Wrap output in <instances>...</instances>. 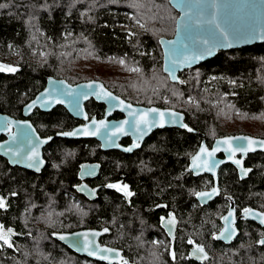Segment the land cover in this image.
Returning a JSON list of instances; mask_svg holds the SVG:
<instances>
[{"label": "trees", "instance_id": "16d2710c", "mask_svg": "<svg viewBox=\"0 0 264 264\" xmlns=\"http://www.w3.org/2000/svg\"><path fill=\"white\" fill-rule=\"evenodd\" d=\"M0 5H5L0 8V61L16 66L15 71L0 67V111L22 116L23 104L49 75L72 83L96 78L134 103L183 111L196 129L157 128L129 153L101 150L94 138L55 136L48 144L51 158L40 172L10 165L0 156V197L7 198L0 225L19 232L11 247L0 242V264H108L54 238L47 220L49 213L61 212L63 229L71 230L84 218L86 210L77 214L67 192L86 160L101 162L96 179L103 185L95 214L106 219L116 208L128 211L124 223L131 224L129 231L115 229L118 242L110 241L109 232L102 240L122 247L132 264H264V244L259 243L264 226L257 222L240 218L239 233L228 243L214 236L231 200L238 212L250 206L264 210V151L245 157L250 172L244 178L231 163L221 165L220 194L206 205L198 204L195 194L213 185L212 176L195 175L188 167L202 138L210 145L223 134L264 137V42L219 50L173 82L162 70L159 44L161 36L175 30L178 12L168 0H0ZM121 61L137 70L120 72ZM103 108L93 99L86 102L91 115L101 116ZM30 118L42 134L79 121L62 105L36 109ZM116 180L129 184V204L116 201L115 188L109 187ZM165 206L189 220L182 222L174 254L156 242H142L158 228L157 213ZM185 233L202 241L207 259L199 262L187 255Z\"/></svg>", "mask_w": 264, "mask_h": 264}, {"label": "water", "instance_id": "95a60500", "mask_svg": "<svg viewBox=\"0 0 264 264\" xmlns=\"http://www.w3.org/2000/svg\"><path fill=\"white\" fill-rule=\"evenodd\" d=\"M171 6L175 8L178 15L175 20V30L171 36H161L159 38V44L162 49V70L169 79L173 82L180 81V72L198 65L206 59L212 58L219 50L232 49L236 47L250 45L256 42H264V0H168ZM219 24L222 28L227 29L230 33H233V44L231 47H215L211 55H205L202 59L192 62L190 64L180 63L183 56H191L199 48V44H193V41H200L204 39L210 40L213 44H218L220 41L214 40L213 36L218 35V29L216 25ZM171 41L173 43L169 44ZM187 44L189 47L185 48L184 45ZM172 50H175V54H172ZM173 61H176L174 64ZM0 67L2 68H15V65H10L5 62L0 61ZM169 71H165V68ZM171 73V74H170ZM172 75L176 77L175 80L172 79ZM91 85V87H89ZM102 86V89H101ZM106 92L110 93V97L106 98L101 95L99 98L94 93L96 92ZM71 92V95L61 94ZM87 93V95H83ZM93 98L97 102H101L105 105L103 114L101 117L92 115L89 117L88 112L85 107V102ZM62 101V102H58ZM120 101L124 102V105H131V108H125L124 105L120 104ZM33 102H35L33 104ZM29 105H33L29 108ZM56 105H62L65 109L75 118L83 120V122L77 123L69 129L56 131L57 136L78 139V138H95L100 143V148L103 150L107 149H119L123 152H132L133 150L139 148L145 138L155 129L162 128L159 125L152 127L146 135L137 139L138 133H135L128 125H124V134H118L116 136H111L112 130L120 125L123 121H134L139 118V116L150 109H158L165 113V125L163 127L175 126L190 132L196 131L195 128L190 126L185 121V114L183 111L176 109L174 107H163L157 106L155 104L145 105L140 103H134L130 100L125 99L121 95L115 93L113 90L108 88L105 83L96 78L85 79L75 83L68 81L63 77H57L54 75H49L46 77L45 83L41 89H39L33 97L26 101L22 106V116L21 118L14 117L8 113L0 111V133H5L6 137L0 140V154L4 156L8 163L11 165H18L23 168L31 169L35 172H40L45 165V158L43 156V146L49 142L53 135L41 136L37 131L35 125L29 119V115L38 108L43 111H48ZM119 111L123 113L121 117H111L115 112ZM135 112L137 115L135 117L129 116V112ZM171 113L178 114L173 117ZM87 116L88 119L84 117ZM156 114L152 113L149 115V119H152ZM95 119L98 123L104 121L107 124V128H101L97 135H83L77 134L75 136H65L61 133L73 132L76 129L88 128L89 130H95L96 125L92 124V120ZM158 119V117H157ZM181 125H186L187 127H182ZM110 136V140H106L105 137ZM129 136L131 138L129 143H121L123 137ZM247 137L251 140L256 141L255 145L250 146V150L247 152H237L232 159H229L230 153L226 152L224 149L227 145L220 144L218 141H223L228 138H240ZM264 141L263 136L252 135L249 133L238 132L231 134H223L215 137L211 144L208 145L206 140L202 138L200 144L196 150L191 154L188 161V167L193 174L199 175L207 173L212 176L213 185L208 188H203L198 190L196 193L208 192L211 193L213 188L217 189V193L212 195L211 198L199 197L195 194L197 200L201 204H206L213 200L216 196L220 194L219 189V168L225 163H231L235 166L240 178L246 177L250 171L249 166L245 165V157L255 151H264V146L260 145L259 142ZM134 144H138V147H133ZM241 145H248L247 140L243 139H233L232 146L239 147ZM207 148L211 151L213 148L219 147L216 151L215 156L211 158L212 161H217L218 166L214 168L213 171L196 169L192 166V157L195 156L201 147ZM127 148H132L131 151H125ZM254 150H251L253 149ZM37 152L38 156L35 161H30L27 157L32 156L33 152ZM18 153V155L16 154ZM222 153V155H219ZM234 160H240L241 164L237 165ZM42 161V163H40ZM29 163L33 166L29 167ZM37 167L39 171H37ZM244 169L247 171L245 175L241 171ZM99 171L98 162H83L79 168V176L81 178L93 177ZM76 189L85 194L86 196L93 197L99 186L91 187L89 184L82 182L75 185ZM5 201L7 198L4 199ZM251 210L249 213H245L244 210ZM232 211L233 215L229 217L226 221L223 218L228 216L229 212ZM240 218H245L253 220L264 226L261 220H264V210L257 207L250 206L244 208L242 211L238 212L236 205L231 200L227 210L222 214L220 221L221 227L214 234L217 240L223 241L225 243L231 242L239 233L238 220ZM171 220L172 223L169 224L168 221ZM162 225L166 228L168 235L173 239L174 231L177 223V218L174 214L170 215L167 219H164ZM228 229L233 233L231 238L225 239L221 237V233L225 229ZM12 234L16 235L17 231L13 228ZM105 227L98 228H80L74 230H62L55 231L53 237L67 245L73 251L84 254L92 259L104 261L108 264H113L121 262L124 259L123 249L109 245L107 243L100 242L99 238L105 233ZM60 237H64L61 239ZM220 237V238H218ZM89 243V248L87 251L84 250L85 243ZM173 243V242H171ZM199 247L203 248L201 245ZM101 249H110L111 251H101ZM92 251L95 254L89 255L88 252ZM106 257V258H105ZM198 261H204L209 257L208 251L203 248V252L195 251L193 256Z\"/></svg>", "mask_w": 264, "mask_h": 264}, {"label": "flooded vegetation", "instance_id": "af4514ba", "mask_svg": "<svg viewBox=\"0 0 264 264\" xmlns=\"http://www.w3.org/2000/svg\"><path fill=\"white\" fill-rule=\"evenodd\" d=\"M90 99H93V98H90ZM90 99H88V100H90ZM87 100V101H88ZM94 100V99H93ZM86 101V102H87ZM86 102H85V107H86ZM97 102V101H96ZM101 103V102H100ZM103 104V103H102ZM104 105V104H103ZM57 106V105H56ZM64 107V106H63ZM65 108V107H64ZM104 108H105V105H104ZM104 108H103V111H104ZM36 109H38V108H36ZM36 109H34V110H36ZM40 110V109H39ZM87 110V109H86ZM43 111V110H42ZM34 112V111H33ZM32 112V113H33ZM87 112H88V110H87ZM115 112H119V111H115ZM114 112V113H115ZM31 113V114H32ZM114 113L111 115V117H115V118H117V117H121L122 115H123V113H121V112H119V116H114ZM30 114V115H31ZM70 114V113H69ZM103 114V113H102ZM30 115H29V119L31 120V118H30ZM88 115H89V117L90 116H92L89 112H88ZM97 116V115H96ZM102 116V115H101ZM101 116H97V117H101ZM15 117V116H14ZM21 117H23V116H19V117H17V118H21ZM75 118V117H74ZM75 119H77V120H79L77 123H80V122H83V120H81V119H78V118H75ZM32 121V120H31ZM33 123V122H32ZM77 123H75V124H77ZM75 124H73V125H71L70 127H67V128H61V129H57V130H54L53 132H51V133H48V134H42L37 128V131L40 133V135L41 136H45V135H50V134H52L53 135V137H52V139L56 136V137H61V136H57L56 134H55V132L56 131H59V130H64V129H69V128H71L72 126H74ZM36 127V126H35ZM163 128V127H162ZM6 137V135H5V133H0V140H2V139H4ZM61 138H66V137H61ZM51 139V140H52ZM69 139H72V138H69ZM78 139H81V138H78ZM95 139V138H94ZM50 140V141H51ZM130 140H131V138L129 137V136H126V137H123L120 141H121V143H123V144H126V143H129L130 142ZM49 141V142H50ZM49 142H47L44 146H43V156H44V158H45V165H46V163H47V160L48 159H50L51 158V153H50V148H48V144H49ZM99 147H100V143H99ZM101 149V148H100ZM116 149V148H115ZM101 150H103V149H101ZM107 150H110V149H107ZM117 150H119V149H117ZM121 151V150H120ZM129 153V152H128ZM219 155H222V153H219ZM0 156H2L1 154H0ZM3 158H5L4 156H2ZM6 159V158H5ZM7 160V159H6ZM87 161H90V162H98L99 163V171H98V173L95 175V176H93V177H86V178H81L80 176H79V168H80V165L83 163V162H87ZM8 162V161H7ZM83 162H81L80 164H79V166H78V168H77V176H78V179H77V182L76 183H74L73 185H72V187H73V190H71V191H69V192H67L68 194H69V196H70V198H69V203L71 204H75L76 206V208H77V214H80L81 213V209L82 208H84L86 211H84V218H82V220L81 219H79L78 220V226L76 227V228H72L71 230H74V229H80V228H98V229H101V228H106L107 229V231H105V233L104 234H106V233H110V241L111 242H118V240H117V236H116V233L114 232V230L115 229H123V232H127V231H129V227L131 226V224L129 223V225H128V223L127 224H125L124 223V221H126L127 220V216H129L128 215V211L126 210H120L119 208H116V209H114L113 211H110V212H108V215H107V218L105 219L104 218V216L103 215H100V214H95V212H97L96 210H94L95 208H96V206H97V199H98V197L100 196V194H101V191H100V189H101V187H102V183L99 181V180H97L96 178L99 176V174H100V170H101V162L99 161V160H86V161H83ZM226 164V163H225ZM11 165V164H10ZM44 165V166H45ZM233 165V164H232ZM16 166H18V165H16ZM234 166V165H233ZM19 167H21V166H19ZM235 167V166H234ZM23 168V167H22ZM25 169H27V168H25ZM43 169V168H42ZM41 169V170H42ZM29 170H31V169H29ZM31 171H33V170H31ZM33 172H35V171H33ZM192 172V171H191ZM95 180V181H94ZM82 182H85V183H87V184H89L91 187H95V186H99L98 187V189H97V191L95 192V194H94V196L93 197H89V196H86L85 194H83V193H81V192H79L77 189H76V187H75V185H77V184H80V183H82ZM124 183H120L118 180H116V181H114L113 183V185H117L118 187H114L115 188V194L117 195V197H115L116 198V201L117 202H119L120 200L121 201H123L125 204H129L130 203V197L131 196H128V195H125V192L124 191H121V190H118V188H123V186L124 185H127V191L128 192H131L132 193V190H131V188H130V186H129V184L127 183V182H125V181H123ZM4 198V197H3ZM5 199V198H4ZM195 200H196V202L198 203V204H200V205H206V204H201L198 200H197V198H196V196H195ZM5 203H7V200L5 201ZM120 203V202H119ZM228 208V207H227ZM189 211H192L193 210V208L192 207H190L189 209H188ZM172 214H174L175 216H176V218H177V223H176V227H175V231H174V236H173V239H171V237L168 235V233H167V230H166V228L162 225V219L161 218H163V220L164 219H167L170 215H172ZM62 215H64L63 213H61V212H57V213H49L48 214V216H47V214H46V216H47V220H48V222H51L52 223V225H53V227H54V230H52V236H53V233L55 232V231H62V230H64L63 229V225L61 224V222H62V218H61V216ZM106 217V216H105ZM83 220H85V222H90L89 224H88V226H82L81 225V223H82V221ZM157 222H158V228H156V229H153V231L151 232V233H149L147 236H146V238L145 239H143L142 240V242H156L157 244H159V246L163 249V251H167V252H169L170 254H174V252H173V244L175 243V242H178L179 241V237H181L182 235H181V231L183 230V229H181L182 228V226H183V224H182V222L184 223V221H186V223L188 224L189 223V220H187V219H185V217H182L181 216V214H179L175 209H173L172 207H166L165 206V209L163 210V211H158V213H157ZM91 222H93V223H91ZM122 222H123V224H122ZM91 224H93V225H91ZM121 226V227H120ZM7 229H9V228H4V230L6 231ZM16 231V230H15ZM144 234H145V231L143 232ZM19 234V232H17V234L16 235H18ZM104 234H102L101 236H100V238H99V240H100V242H102V243H106V242H104L103 240H102V237H103V235ZM141 234V233H140ZM16 235H13L12 233L9 235V242L11 243V242H13V236H16ZM124 235V234H123ZM184 236H185V242H186V244H187V255L188 256H190L192 259H194V260H196L193 256H194V254H195V251H196V249H197V247H199V245H201L203 248H204V245H203V243H201L202 241H199V240H197L196 238H194V237H192V236H190V234L189 233H185L184 234ZM189 241H192V243H189ZM0 242H3V241H0ZM122 242H129L128 240H126V239H124V241H122ZM171 242H173V243H171ZM107 244H109V245H112V246H116V247H119V246H117V245H115V244H111V243H107ZM119 248H122V247H119ZM123 249V248H122ZM77 253V252H76ZM79 254V253H78ZM123 254H124V259L121 261V262H115V264H132V261H131V259H129V257H128V255L126 254V252H125V250L123 249ZM80 255H83V256H85V257H88V256H86V255H84V254H80ZM88 258H90V257H88ZM196 261H198V260H196ZM199 262H202V261H199Z\"/></svg>", "mask_w": 264, "mask_h": 264}, {"label": "snow or ice", "instance_id": "6c2138e0", "mask_svg": "<svg viewBox=\"0 0 264 264\" xmlns=\"http://www.w3.org/2000/svg\"><path fill=\"white\" fill-rule=\"evenodd\" d=\"M5 7V5H0V8ZM216 28L218 29V35H214L213 39L214 40H219L220 43L218 44H213L210 42V40L208 39H204V40H200V41H193V44H199L200 48L193 53V55L191 56H183V58L180 60V63H187L190 64L192 62L198 61L200 59H202L205 55H211L214 51L215 47H231L233 44V33H230L227 29L222 28L219 24L216 25ZM169 44L173 43L171 41L168 42ZM185 48L189 47V45L185 44L184 45ZM172 54H175V50H172ZM121 63H123L121 61ZM173 63L175 64L176 61H173ZM7 70L9 71H15L16 69L14 68H8ZM134 71H136L137 69H133ZM165 71H169V69L166 67ZM171 74V73H170ZM172 79L175 80L176 77L174 75H172ZM89 87H91V85H89ZM102 89V86H101ZM61 94H67V95H71V92L68 93H63L61 92ZM95 95L98 96V98L103 95L104 97L108 98H112V99H116L115 97H111L110 93H106V92H96L94 93ZM83 95H87V93H83ZM58 102H62V101H58ZM35 102H33L34 104ZM121 105H124L123 101H120ZM33 105H29V108H31ZM125 108H131V105H124ZM156 114V116H153L152 119H149V115L150 114ZM129 116L135 117L137 114L135 112H129L128 113ZM171 115L173 117H176L178 114L176 113H171ZM158 117V119H157ZM85 119H88L87 116L84 117ZM92 124L96 125V129L95 130H89L88 128H83V129H76L73 132H66V133H61L62 135L65 136H75L77 134H83V135H97L99 130L101 128H107V124L104 121H100L99 123L93 119L92 120ZM124 125H128L130 129H132L135 133H138L139 135L137 136V139L143 137L144 135L147 134L148 131L151 130L152 127H155L157 125H159L160 127H163L165 125V113L162 111H159L158 109H150L147 112L141 114L139 116V118L135 119L134 121H123L120 125L116 126L112 132H111V136H116L118 134H124ZM182 127H187L186 125H181ZM188 131H192V129H188ZM106 140H110L111 137L110 136H106L105 137ZM233 139H243V140H247L248 141V145H241L239 147H233L232 146V140ZM257 142L254 140H251L250 138L247 137H240V138H228L225 139L223 141H218V145L223 144V145H227V147L224 149L226 152L230 153L229 159H232L235 154L237 152H247L248 150H250V146L251 145H255ZM260 145L264 146V141H260L259 142ZM138 144H134L133 147H138ZM132 148H127L125 149V151H131ZM219 150V147L213 148L211 151H209L207 148L205 147H201L199 152L192 157V166L193 168L196 169H203V170H208V171H213L214 168L216 166H218L219 163H222V161L217 162V161H212L211 158L215 156L216 151ZM251 150H254L251 149ZM18 155V153H16ZM38 156L37 152H33L32 156L27 157L28 160L30 161H35L36 157ZM42 163V161L40 162ZM234 163H236L237 165L241 164L240 160H234ZM29 167H32L33 164L29 163L28 165ZM37 171H39V168L37 167L36 169ZM242 172H244V174H247V170L245 171L244 169H241ZM109 187H118L117 185H109ZM118 190L124 191L125 195L131 196L132 193L127 191V185H124L123 188H118ZM217 193V189L213 188L211 193L208 192H200V193H196L197 196L199 197H208L211 198L212 195ZM6 207V203L3 197H0V209L5 208ZM251 210L249 209H245L244 212L245 213H249ZM233 215L232 211L229 212L228 216H225L223 219L224 220H228L229 217H231ZM163 221V218H161ZM169 224L172 223L171 220L168 221ZM261 223H264V220H261ZM105 231H107V229H105ZM12 233L11 229H7L6 231L4 230L3 225H0V241H3L5 244H7L9 247H11V243L9 242V235ZM233 235V233L231 231H229L227 228L224 230V232L221 233V237L225 238V239H229L231 238V236ZM61 239H64V237H60ZM220 238V237H218ZM189 243H192V241H189ZM260 244H264V239L259 241ZM89 248V243L86 242L85 246H84V250L87 251ZM101 251H111L110 249H101ZM196 251L198 252H203V248L201 247H197ZM89 255H94L95 253L92 251L88 252ZM106 258V257H105Z\"/></svg>", "mask_w": 264, "mask_h": 264}, {"label": "rangeland", "instance_id": "374dc122", "mask_svg": "<svg viewBox=\"0 0 264 264\" xmlns=\"http://www.w3.org/2000/svg\"><path fill=\"white\" fill-rule=\"evenodd\" d=\"M139 25H141V27H143V23L141 21H139ZM136 67L133 65H129L128 63H126L125 61H123L121 68H120V72H127V71H134L133 69H135ZM72 206H76L75 204H72Z\"/></svg>", "mask_w": 264, "mask_h": 264}]
</instances>
